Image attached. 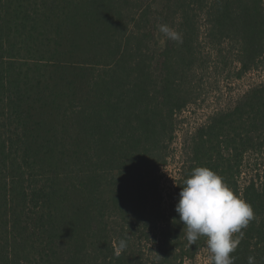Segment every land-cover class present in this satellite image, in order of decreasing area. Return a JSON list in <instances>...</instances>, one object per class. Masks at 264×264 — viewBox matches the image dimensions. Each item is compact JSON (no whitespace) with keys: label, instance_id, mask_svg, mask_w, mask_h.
I'll list each match as a JSON object with an SVG mask.
<instances>
[{"label":"trees","instance_id":"obj_1","mask_svg":"<svg viewBox=\"0 0 264 264\" xmlns=\"http://www.w3.org/2000/svg\"><path fill=\"white\" fill-rule=\"evenodd\" d=\"M263 59L264 0H0V264H186L206 238L175 205L201 166L254 209L235 264H264V167L245 160L264 154V81L189 136L167 210L157 175L211 63Z\"/></svg>","mask_w":264,"mask_h":264},{"label":"clouds","instance_id":"obj_2","mask_svg":"<svg viewBox=\"0 0 264 264\" xmlns=\"http://www.w3.org/2000/svg\"><path fill=\"white\" fill-rule=\"evenodd\" d=\"M158 31L182 43L181 34L169 25H158ZM175 211L190 244L206 238L209 264H235L236 257L230 254L243 239L242 229L256 219L252 205L236 194L223 176L204 166L192 169L183 180ZM126 247V240L120 239L117 254ZM248 264H256L255 257L249 256Z\"/></svg>","mask_w":264,"mask_h":264},{"label":"rangeland","instance_id":"obj_3","mask_svg":"<svg viewBox=\"0 0 264 264\" xmlns=\"http://www.w3.org/2000/svg\"><path fill=\"white\" fill-rule=\"evenodd\" d=\"M211 64L201 77L202 82L193 102L175 116L176 130L173 139L168 143L167 161L157 171L165 197L163 208L166 210L170 204L171 194L174 193L181 177L186 155L185 145L189 136L215 111L233 105L251 86L264 81V59L260 61L258 68L246 73L239 70L235 60L227 64L217 65L213 62ZM245 160L248 166L249 163L253 165L256 163L259 169L264 167V154L247 155ZM254 173L256 172L251 168L245 169L240 178L241 183L244 184ZM186 264H209L206 243L193 258L186 259Z\"/></svg>","mask_w":264,"mask_h":264}]
</instances>
